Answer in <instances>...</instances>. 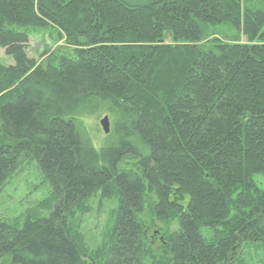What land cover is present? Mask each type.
Returning a JSON list of instances; mask_svg holds the SVG:
<instances>
[{"label": "trees", "instance_id": "1", "mask_svg": "<svg viewBox=\"0 0 264 264\" xmlns=\"http://www.w3.org/2000/svg\"><path fill=\"white\" fill-rule=\"evenodd\" d=\"M47 26L74 49L57 66L27 54L30 30ZM223 26L237 36L212 38ZM0 47L15 62L0 67V189L25 157L54 197L48 217L0 219V264H89L68 218L97 195L118 200L104 264H157L146 207L177 223L167 264H236L244 244L264 249L254 0H0ZM100 115L115 149L92 143L87 120Z\"/></svg>", "mask_w": 264, "mask_h": 264}, {"label": "rangeland", "instance_id": "2", "mask_svg": "<svg viewBox=\"0 0 264 264\" xmlns=\"http://www.w3.org/2000/svg\"><path fill=\"white\" fill-rule=\"evenodd\" d=\"M254 5L257 8H264V0H254ZM30 31V46L27 50L30 58L43 65L57 66L62 57H73L74 49L62 39L58 30L47 26ZM218 31L220 33L212 38L227 42L237 36L235 31L226 26L219 28ZM238 38L240 43H248L245 37L238 35ZM165 43L172 44L169 34L166 35ZM14 64V59L8 57L0 47V67H9ZM103 115L87 120L90 124L88 127L90 136L95 141L92 143L98 150L115 149L119 140L116 137L108 138L109 135L103 132L100 126ZM0 141H2L1 136ZM124 159L123 163L126 167L133 166V162L128 157ZM53 206L54 197L51 188L40 174L36 162L25 157L20 158L17 172L0 189V219L11 223L18 222L21 225L28 214L35 219L48 217ZM117 208V199L105 200L97 195L81 207L74 208L70 214L69 223L75 228L74 234L83 245L85 258L89 264H104L111 242ZM150 216L151 213L146 207L142 219L149 229L148 241L152 254L158 261L157 264H167V256L163 252L164 235L166 232L171 234L176 231L177 223L174 222L168 226ZM237 259L236 264H264V249L258 245L244 244L238 251ZM1 264H12L11 258L5 257ZM147 264H154V259L148 260Z\"/></svg>", "mask_w": 264, "mask_h": 264}, {"label": "water", "instance_id": "3", "mask_svg": "<svg viewBox=\"0 0 264 264\" xmlns=\"http://www.w3.org/2000/svg\"><path fill=\"white\" fill-rule=\"evenodd\" d=\"M100 126L102 127L103 129V132L106 134V135H109L110 132H111V123H110V119L109 117H104L101 121H100Z\"/></svg>", "mask_w": 264, "mask_h": 264}]
</instances>
